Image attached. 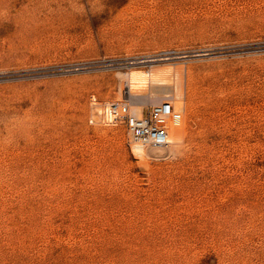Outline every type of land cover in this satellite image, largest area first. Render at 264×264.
Listing matches in <instances>:
<instances>
[{
	"label": "rangeland",
	"instance_id": "374dc122",
	"mask_svg": "<svg viewBox=\"0 0 264 264\" xmlns=\"http://www.w3.org/2000/svg\"><path fill=\"white\" fill-rule=\"evenodd\" d=\"M0 264H264V0H0Z\"/></svg>",
	"mask_w": 264,
	"mask_h": 264
},
{
	"label": "built area",
	"instance_id": "2783aa9c",
	"mask_svg": "<svg viewBox=\"0 0 264 264\" xmlns=\"http://www.w3.org/2000/svg\"><path fill=\"white\" fill-rule=\"evenodd\" d=\"M134 107L130 99L104 104L93 101L90 123L124 125L128 138L137 145L155 151L167 148L171 144V127L182 123V113L176 110L169 99L143 107L141 116L133 113Z\"/></svg>",
	"mask_w": 264,
	"mask_h": 264
},
{
	"label": "bare ground",
	"instance_id": "6f19581e",
	"mask_svg": "<svg viewBox=\"0 0 264 264\" xmlns=\"http://www.w3.org/2000/svg\"><path fill=\"white\" fill-rule=\"evenodd\" d=\"M156 78V77H155ZM158 79V78H157ZM146 78L144 74H140L138 72H134L133 74L130 75L129 77V87L130 88H134L137 85H142L145 82ZM154 81V80H153ZM133 113L137 116H141V108H133ZM172 127H176V126H172ZM181 133L178 129H174L172 136H171V143H175L176 141H178L180 139ZM140 147V148H139ZM143 147L142 146H138L137 149L141 150Z\"/></svg>",
	"mask_w": 264,
	"mask_h": 264
}]
</instances>
